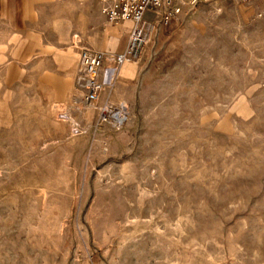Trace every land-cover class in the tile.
Returning a JSON list of instances; mask_svg holds the SVG:
<instances>
[{
	"label": "rangeland",
	"instance_id": "rangeland-1",
	"mask_svg": "<svg viewBox=\"0 0 264 264\" xmlns=\"http://www.w3.org/2000/svg\"><path fill=\"white\" fill-rule=\"evenodd\" d=\"M174 3L122 128L78 84L99 6L0 64V264H264V0Z\"/></svg>",
	"mask_w": 264,
	"mask_h": 264
},
{
	"label": "crops",
	"instance_id": "crops-1",
	"mask_svg": "<svg viewBox=\"0 0 264 264\" xmlns=\"http://www.w3.org/2000/svg\"><path fill=\"white\" fill-rule=\"evenodd\" d=\"M83 1L85 4L89 1L87 16L96 13L98 6L101 11L99 0H0V64L27 66L35 59L47 61L51 46L50 39L44 34L50 32L49 17H59L61 9L72 8L81 16ZM51 7L58 12L51 13ZM131 26L130 23L107 26L101 43L95 49L106 55L101 73L104 84L101 102L113 105L126 103L133 111L137 102L139 68L132 63L120 67L114 63V56L126 49Z\"/></svg>",
	"mask_w": 264,
	"mask_h": 264
},
{
	"label": "built area",
	"instance_id": "built-area-1",
	"mask_svg": "<svg viewBox=\"0 0 264 264\" xmlns=\"http://www.w3.org/2000/svg\"><path fill=\"white\" fill-rule=\"evenodd\" d=\"M100 2L102 13L110 25L126 23L132 25L125 51L114 56L117 67L139 60L154 26L158 23L168 24L179 12L174 0H100ZM150 16L152 19H149ZM105 59V53L90 49H84L80 54L78 84L84 90L89 103L97 102L104 90L100 75ZM129 115L130 110L126 103L119 106L106 103L101 108V122L111 124L117 129L126 124Z\"/></svg>",
	"mask_w": 264,
	"mask_h": 264
}]
</instances>
